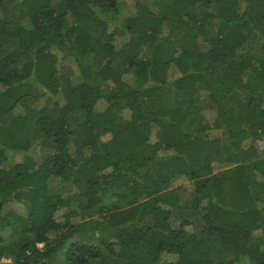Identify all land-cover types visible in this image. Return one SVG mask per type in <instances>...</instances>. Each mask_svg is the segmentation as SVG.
Here are the masks:
<instances>
[{"label":"trees","instance_id":"16d2710c","mask_svg":"<svg viewBox=\"0 0 264 264\" xmlns=\"http://www.w3.org/2000/svg\"><path fill=\"white\" fill-rule=\"evenodd\" d=\"M128 7L0 0V263L264 264V0Z\"/></svg>","mask_w":264,"mask_h":264},{"label":"rangeland","instance_id":"374dc122","mask_svg":"<svg viewBox=\"0 0 264 264\" xmlns=\"http://www.w3.org/2000/svg\"><path fill=\"white\" fill-rule=\"evenodd\" d=\"M138 1H144V0H124V2H125V4L127 5V6H132L135 2H138ZM128 7V8H129ZM14 9H11V4H7L6 6H5V8H4V12H5V15L7 16H9V15H11V14H14ZM123 17V16H122ZM121 21H122V18L121 19H118L117 20V25H119V24H121ZM121 36V35H120ZM124 41V39L122 38V42ZM58 56H59V58H61L60 60H61V62H62V67H61V70H63L62 71V75H65V76H67L68 74H69V71L72 73V75H71V80H75V78H76V76H77V70H76V68H75V66L72 64V62H71V60H69V59H63V57H62V54H60V53H58ZM40 104H41V102H40ZM37 105L38 106H40L38 103H37ZM205 114H206V118L208 119V120H211V114H210V112L209 111H206L205 112ZM259 148H260V151L262 152L263 151V147H262V145H260L259 144ZM18 160H20V158H17V161ZM187 182H185V181H181V180H178V181H176L174 184H173V188H177V187H181V186H183L184 184H186ZM75 193V192H74ZM64 213V211H61V212H59L58 214H57V217L59 218V220L61 219V216H62V214ZM63 258V256H61L60 258H58V259H62ZM60 262V261H59ZM0 264H10L9 262H7V261H5V262H2V263H0Z\"/></svg>","mask_w":264,"mask_h":264}]
</instances>
